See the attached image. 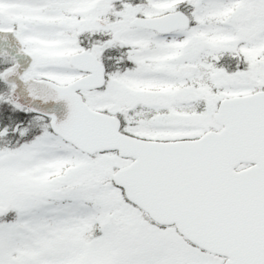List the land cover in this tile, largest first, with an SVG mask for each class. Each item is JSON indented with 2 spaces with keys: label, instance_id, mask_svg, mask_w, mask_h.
Instances as JSON below:
<instances>
[{
  "label": "snow or ice",
  "instance_id": "6c2138e0",
  "mask_svg": "<svg viewBox=\"0 0 264 264\" xmlns=\"http://www.w3.org/2000/svg\"><path fill=\"white\" fill-rule=\"evenodd\" d=\"M0 264H264V0H0Z\"/></svg>",
  "mask_w": 264,
  "mask_h": 264
}]
</instances>
